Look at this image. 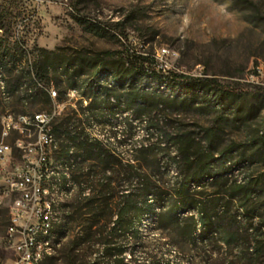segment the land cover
Returning a JSON list of instances; mask_svg holds the SVG:
<instances>
[{
	"label": "rangeland",
	"instance_id": "obj_1",
	"mask_svg": "<svg viewBox=\"0 0 264 264\" xmlns=\"http://www.w3.org/2000/svg\"><path fill=\"white\" fill-rule=\"evenodd\" d=\"M0 44V53H7L9 59H16L22 66L30 63L40 48L60 49L71 56L79 52L93 56L109 50L116 57L132 61L139 54H150L167 70L215 78L234 94L230 105L222 108L218 96L205 89L193 96L196 103L172 105L157 116L168 118L173 125L179 122L201 137L202 128L211 126L223 111L216 147L218 151L233 149L234 168H220L221 180L209 179L202 191L210 212L228 210L226 223L240 225V241L228 245L217 232L211 243L182 242L176 229H161L158 219L152 216L141 225L139 238L129 235L126 239L118 233L109 236L112 242L106 245L105 232L93 236L91 243L74 245L76 239L86 235L81 226L73 228L75 225L67 223L63 235L61 226L80 191L76 183L65 203L62 225L56 228L60 244L52 256L38 264H117L121 257L118 249L126 240L130 244L125 261L132 264H264V147L250 144V140L264 136V0H0ZM93 71L87 68L81 80H94ZM62 79L61 86L54 80L59 100L64 103L57 123L76 121L79 129L114 149L118 156L130 153L147 134L145 119L135 116L132 110L125 111L122 102L114 114L105 110L99 120L76 116L84 87L70 88L76 91L70 96L66 76ZM134 80L136 89L157 85L141 77ZM101 82L115 86L111 76H104ZM128 89L124 84L114 94L124 99ZM87 103L82 101L83 106ZM51 106V100L44 98L21 101L18 93H0V114L8 110L33 114ZM64 137L57 136L59 148L52 157L54 163H65L61 156ZM66 163L73 179L80 171L73 167V159ZM175 175L176 168L171 164L165 179ZM248 179L255 190L246 203L239 198L236 185ZM258 246L260 254L255 252ZM110 247L116 256L108 252Z\"/></svg>",
	"mask_w": 264,
	"mask_h": 264
},
{
	"label": "trees",
	"instance_id": "obj_2",
	"mask_svg": "<svg viewBox=\"0 0 264 264\" xmlns=\"http://www.w3.org/2000/svg\"><path fill=\"white\" fill-rule=\"evenodd\" d=\"M29 62L25 66L18 65L16 59H9L5 52L0 53V77L5 81L6 92L18 93L21 101L40 98L50 101L47 93L38 87L37 81L54 83L56 80L57 85L61 86L62 77L66 76L67 88L84 87L76 116L85 117L88 121L99 120L105 110L114 114L122 102L125 111L132 110L135 116L145 119L147 134L130 153L122 156L100 140L89 137L84 129H79L76 121L69 119L56 123V137L64 134L66 139L62 159L65 163L73 159V167L76 172L80 171L73 175L80 191L66 222L60 225L62 235L67 230V223H72L75 225L73 228L81 226L86 234L76 239L74 245L91 243L93 236L105 232L103 243L111 245L112 240L107 238H113L118 233H123L126 239L129 235L139 238L141 225L155 216L161 229H176L182 242L211 243L217 232L222 233L221 239L228 245L241 240L240 225L226 223L228 210L210 212L209 201L204 199L202 191L209 179L221 180L223 171L219 172L220 168H234L231 160L233 149L218 151L216 147L219 127L224 120L223 111L211 126L202 128L204 135L201 137L194 131L184 129L179 122L173 125L168 118L157 116L158 112H165L172 105L196 103L193 96H198L205 89L216 94L218 103L225 108L232 102L233 91L225 89L215 78L167 70L153 56L143 53L132 61L116 57L109 50L93 56L82 52L71 56L61 53L60 49L40 48ZM87 68L94 70L92 81L81 80ZM104 76H111L115 86L103 84L101 80ZM137 77L143 78L146 83L156 82L157 85L150 89L147 86L136 89L134 79ZM124 84L129 89L122 99L114 92ZM162 87H166V90ZM84 99L88 101L86 106L82 105ZM78 120L82 121L81 118ZM250 142L252 146L262 149L264 136ZM85 162H89L87 166ZM171 164L176 168V175L167 180L165 175ZM236 186L240 190L239 198L247 203L255 190L252 180L239 182ZM129 244L126 240L124 247L118 249L121 257L117 264H132L125 261ZM113 249L110 247L107 250L111 256H116ZM255 252L260 254L261 248L256 247Z\"/></svg>",
	"mask_w": 264,
	"mask_h": 264
},
{
	"label": "built area",
	"instance_id": "obj_3",
	"mask_svg": "<svg viewBox=\"0 0 264 264\" xmlns=\"http://www.w3.org/2000/svg\"><path fill=\"white\" fill-rule=\"evenodd\" d=\"M37 85L52 102L50 109L33 111L34 121L40 124V141H29L25 122H18V115L26 118L24 111L0 114V263L3 256L14 257V264L40 263L39 233L49 225V186H54L51 164L59 148L54 127L64 103L53 82L37 81ZM75 94L69 88L68 95ZM11 200H19V207H11ZM13 233H22V241L16 243L14 255H7ZM51 242L56 252L59 240L53 237Z\"/></svg>",
	"mask_w": 264,
	"mask_h": 264
},
{
	"label": "bare ground",
	"instance_id": "obj_4",
	"mask_svg": "<svg viewBox=\"0 0 264 264\" xmlns=\"http://www.w3.org/2000/svg\"><path fill=\"white\" fill-rule=\"evenodd\" d=\"M0 88H3V94L7 95L6 85L3 79L0 80ZM18 122H25V133H28L29 141L41 140L40 124H36L34 121V113H26V118L25 115H18ZM70 170V166L66 163L53 162L51 164V178H53L54 186H49V194L51 195L49 225L39 233L40 262L55 253V242L51 241L53 237L55 240H59L56 228L62 224L65 203L75 191L72 175L69 173L71 172ZM11 207H19V200H11ZM20 241H22V233H13V243H9L7 255L15 254L16 243H20ZM0 264H14V257L3 256Z\"/></svg>",
	"mask_w": 264,
	"mask_h": 264
}]
</instances>
